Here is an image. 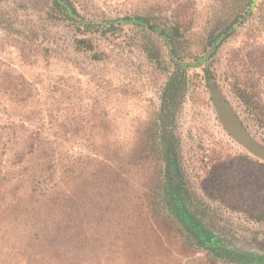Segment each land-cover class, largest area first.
I'll list each match as a JSON object with an SVG mask.
<instances>
[{"label":"rangeland","instance_id":"1","mask_svg":"<svg viewBox=\"0 0 264 264\" xmlns=\"http://www.w3.org/2000/svg\"><path fill=\"white\" fill-rule=\"evenodd\" d=\"M58 1L0 0V193L49 142V186L68 184L74 198L63 212L41 207L22 264H239L141 217L155 159L112 174L92 161L99 150L139 154L157 117L168 118L194 208L263 259L264 0H70L79 15ZM66 165L76 171L61 181ZM25 191L22 204L44 200ZM125 198L136 219L121 229L111 219Z\"/></svg>","mask_w":264,"mask_h":264},{"label":"trees","instance_id":"2","mask_svg":"<svg viewBox=\"0 0 264 264\" xmlns=\"http://www.w3.org/2000/svg\"><path fill=\"white\" fill-rule=\"evenodd\" d=\"M57 3L67 14L79 15L70 0H59ZM78 41L81 45L85 44L88 48L92 47L85 38ZM183 83L184 87L188 84L186 72H184ZM165 94L167 93L165 92ZM165 94L164 101L167 98ZM240 97L249 104V100L244 94L241 93ZM167 121L168 118L166 117H157L145 136L144 141L146 142L139 154L135 152L128 154L125 158H117L110 150L107 152L99 150L93 154L92 161L98 160V165L108 167L110 169L108 172L112 174L114 172L112 168L115 165H131L130 171H132L138 159H155L158 167L154 180L149 183L144 197L138 198L137 202L141 206V217L144 220H147L150 225L162 224L169 227L179 233L182 240L186 239L191 246H200L230 261L239 264H264V257L257 260L254 253L244 252L230 246L218 232L205 222L204 214L198 213L194 208V197L180 166V154L177 151L175 141L171 140L174 137L170 136L166 130ZM45 144L44 149L36 148L31 152L32 155L22 171L18 169L20 166L11 169V173H9L12 179L11 184L1 190L0 264H22L26 258L28 261V257H30L28 248L32 246L36 236L35 231L38 228L36 223L41 217V207L51 203L54 206H52L53 209L63 212L64 208H71L74 203V198L65 195V192L69 190L68 184L64 185L63 189L57 187L59 181H57V185L49 186L48 179L52 174L44 173L42 169H44L46 160L47 163L51 164L49 153L53 151V147L50 146L49 142ZM92 161L87 162V167H83L82 172L89 171V163ZM66 166L61 181L68 178L70 180L76 171L73 166ZM121 170L122 168L119 167V173H122ZM27 189L31 193L38 192L42 196L44 200L39 206L22 204L21 197ZM59 190H61L62 196H55ZM43 203L45 204L42 206ZM127 203L128 200L125 198L123 209L111 219L115 223L122 218L121 229L132 227L136 219L135 216H132L135 213H129L133 211L131 208L125 210ZM44 221L46 222V219ZM71 250L69 249L70 252Z\"/></svg>","mask_w":264,"mask_h":264}]
</instances>
